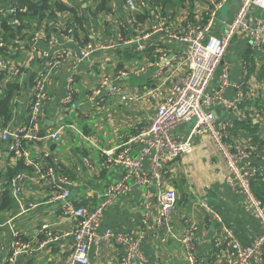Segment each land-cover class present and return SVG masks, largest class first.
<instances>
[{
  "label": "crops",
  "instance_id": "obj_1",
  "mask_svg": "<svg viewBox=\"0 0 264 264\" xmlns=\"http://www.w3.org/2000/svg\"><path fill=\"white\" fill-rule=\"evenodd\" d=\"M131 1L137 8L132 12ZM222 0H0V125L18 132L29 125L33 91L29 79L53 69L48 90L49 103L40 111L43 130H61V140L30 144L32 164L18 162L13 141L0 133V264H8L13 242L28 244L30 250L16 264H68L74 250L72 232L76 221L64 216L62 207L51 202L58 190L41 179L54 167L72 183V201L89 211L103 200L111 184L119 182L124 169L109 160L117 148L148 127L159 101L146 94L160 88L170 94L177 79L186 73L182 52L188 43L158 30L162 23L178 37L192 35L207 22L209 12ZM241 7L238 0H225L209 36L222 37ZM248 22L264 20V11L252 8ZM52 36L58 40L54 44ZM66 36V38H65ZM89 45L96 51L78 63L73 55ZM72 54L61 58L62 51ZM50 53L44 58L43 52ZM229 85L223 97L237 102L236 108L217 106V120L229 126V144L251 154L259 174L254 192L264 205V46L237 32L231 38L220 65L213 74L209 91L218 90L224 70ZM108 79L119 93L92 99L100 83ZM71 81L76 108L64 102ZM35 82V81H34ZM131 96L132 101H123ZM76 126L88 141L67 129ZM194 123L179 126L175 138L186 140ZM193 151L167 167L161 184L150 188L134 185L119 196L103 214L99 233L110 230L141 238V251L157 264H188L178 241L193 224L199 264H221L217 240L225 241L224 228L243 246H251L262 234L260 222L242 196L227 182L229 171L215 144L207 137H193ZM143 149L132 145L133 156ZM111 151V155L104 152ZM149 176V161L143 164ZM25 181L16 196L12 184L17 175ZM134 183V181H132ZM174 190L177 203L171 210L174 236L157 223L160 213L156 197ZM35 205V207H30ZM206 206V208L204 207ZM59 237L57 242L51 238ZM125 247L105 242L89 254V264H119Z\"/></svg>",
  "mask_w": 264,
  "mask_h": 264
},
{
  "label": "built area",
  "instance_id": "obj_2",
  "mask_svg": "<svg viewBox=\"0 0 264 264\" xmlns=\"http://www.w3.org/2000/svg\"><path fill=\"white\" fill-rule=\"evenodd\" d=\"M241 7L232 24L226 26L222 37L209 36V32L214 26L218 11L222 8L225 0H222L216 8L209 12L207 22L201 28H197L192 35L178 37L171 33L164 23L155 31L167 30L169 37L188 43V47L182 52L184 62L187 64V71L180 76L174 84L170 94L165 95L160 88L147 90L146 94L159 101L158 109L148 127L128 142L117 148V154L110 159V162L120 165L124 169L123 178L108 186L104 192V200L93 210L89 211L83 207H76L72 201V183L68 177L60 176L54 167H47L41 179L48 180L58 190L51 202L61 205L65 217L76 221L75 229L72 232L74 239V250L68 264H89V254L93 249L99 250L107 241H114L125 247V254L119 264H157L151 262L141 251V238L114 234L110 230L99 233L103 214L107 208L114 204L115 200L128 192L133 186H146V195L152 198V184H161L167 167L175 160L184 155H189L193 151V137H207L216 146L220 156L225 161L229 176L228 184L238 192L251 213L258 219L262 228V234L251 246H243L232 232L226 228L222 234L225 241L216 242L219 249L221 264H264V205L261 199L253 190V180L259 174V169L253 164L251 154L243 149L234 150L229 144V126L219 122L213 111L217 106L227 109L236 108L237 102H232L223 97V92L229 85L227 70L221 76L218 90L209 91V86L213 81V74L220 65L227 50L228 44L237 32L248 35L253 45L264 46V20L256 23L247 21V14L252 8L264 11V0H238ZM128 7L132 12L136 11V6L129 1ZM66 38V36H65ZM54 44H58L55 36L51 38ZM96 48L89 45L78 54L73 55L78 63L89 58ZM44 58H49L50 53L43 52ZM71 53L63 50L61 58H69ZM59 62H51L49 69L41 73L33 84V98L29 114V125L18 132L2 130L1 137L4 141L12 139L15 160L32 164L30 152L27 147L30 144L51 140L55 143L61 140V130H43L39 122L40 111L49 103L50 96L48 90L52 84L53 69ZM109 89L110 96H116L120 91L117 86L112 87L108 79L103 80L100 86L92 94V99L101 97L103 91ZM64 102L76 108L73 98V88L71 81L66 87ZM134 98L122 96L123 101H132ZM194 123L192 131L186 140L175 138L174 131L186 123ZM67 129L75 132L82 139L88 141L87 136L74 125H69ZM143 146L138 156H133L132 145ZM108 156L111 151L104 152ZM149 161L150 175L144 176L143 164ZM26 176L19 174L13 181L12 189L17 196L21 191V185ZM134 181V183H132ZM160 209L157 223L163 227L169 235L174 236L171 220V210L177 203V195L174 190H167L156 197ZM35 207V205H30ZM206 208V206H204ZM196 226L189 225L182 238L178 241L185 249L188 264H199V259L195 248ZM59 237L51 238L50 242L59 241ZM30 250L28 244L13 242L12 253L8 264H16V259L23 253Z\"/></svg>",
  "mask_w": 264,
  "mask_h": 264
},
{
  "label": "water",
  "instance_id": "obj_3",
  "mask_svg": "<svg viewBox=\"0 0 264 264\" xmlns=\"http://www.w3.org/2000/svg\"><path fill=\"white\" fill-rule=\"evenodd\" d=\"M36 78H37V74L33 73L32 76L29 79V85H30L31 88H33V84H34V81H35Z\"/></svg>",
  "mask_w": 264,
  "mask_h": 264
},
{
  "label": "trees",
  "instance_id": "obj_4",
  "mask_svg": "<svg viewBox=\"0 0 264 264\" xmlns=\"http://www.w3.org/2000/svg\"><path fill=\"white\" fill-rule=\"evenodd\" d=\"M257 195V194H256ZM258 196V195H257Z\"/></svg>",
  "mask_w": 264,
  "mask_h": 264
}]
</instances>
